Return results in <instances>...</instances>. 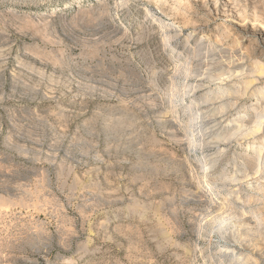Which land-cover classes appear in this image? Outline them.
I'll return each mask as SVG.
<instances>
[{"label": "rangeland", "instance_id": "374dc122", "mask_svg": "<svg viewBox=\"0 0 264 264\" xmlns=\"http://www.w3.org/2000/svg\"><path fill=\"white\" fill-rule=\"evenodd\" d=\"M160 22L185 32L174 49ZM189 36L194 72L231 68L235 101L263 102L229 139L264 152V71L247 61L264 0H0V264H264V170L229 181L244 151L189 149L170 120ZM243 183L254 223L220 206Z\"/></svg>", "mask_w": 264, "mask_h": 264}, {"label": "bare ground", "instance_id": "6f19581e", "mask_svg": "<svg viewBox=\"0 0 264 264\" xmlns=\"http://www.w3.org/2000/svg\"><path fill=\"white\" fill-rule=\"evenodd\" d=\"M159 26L158 32L161 35L162 43L165 47L174 49L173 44L175 43V40L182 38L185 32L177 30L176 32L171 33L170 27L165 26V24L162 22L159 23ZM193 37L194 36L188 37V44L185 47L186 50L189 51V57L187 61H181L179 57L176 58V60H180V62L174 67V75L168 79V86L169 90L171 91L170 101L173 105V110L170 113V120L175 124L176 128L178 129L177 131L182 133V135L180 133L181 138L182 136L184 137L182 143H184V145L189 149L194 147L199 149L201 147L203 152L205 151L204 145H212V143L217 142L219 145L218 155H220V151H222L225 155L232 152L234 149L244 151L238 154V158H236L234 161L236 168H239V170L243 168L241 170L243 173H237L234 171V173L230 175L231 177H229V181L230 179H232V181H236V179H238V175L245 174L248 176L250 173L261 174V172H263L262 170H264V152L262 150L253 151V149L244 148L243 146L237 147L230 141L231 139L229 138L239 136L241 133L244 134L248 123L250 124L253 120L256 122L263 102L261 100L254 99L252 105H250L251 107H244L242 105L244 99H238L235 101V98H237L238 95L241 97V94L244 93H242V91L231 90V83H233L237 77L241 76V74L234 76V72L231 70V68L230 70H226L225 73L218 77L214 74V70H207L204 71V73L194 72L195 62L198 61L199 58L198 55L191 56L194 53V50L193 47L189 45V42H191ZM252 57L253 58H251V60L247 61L250 63L256 62L254 64L257 65L256 67H259L256 71H259V73L263 72L264 65L261 61L264 59V51H261V53H255V55H252ZM177 74H180L181 77H184V84L179 82ZM177 99H181L186 103V109H183L177 105ZM240 112L242 114H240L236 120H232L235 114ZM185 118H187V121L186 124H183V121L181 122L180 119L183 120ZM233 121L237 123L234 130L231 129V124H233ZM255 122H252V124L254 125ZM260 133L261 131L258 130L257 134ZM198 135H203V137H201V143H199L197 140ZM246 136L248 137V135ZM204 138L207 139V141H205ZM246 140L247 139L245 138V141ZM260 142L261 145L259 148H262L263 139H261ZM218 145H216V147H218ZM249 153H252L253 156L249 157ZM192 154L193 152L191 150V158L198 157V154ZM207 160L208 159L205 158L200 162L198 161V167H202V169L205 170V173H210ZM216 165H218V163H216ZM228 185H230V183H228ZM225 191L227 196H224V198L220 199V206H222V208L230 217L238 219L237 221L241 219L243 220L244 218L247 222L259 219L258 215H255L254 217L251 216L253 213L250 211L248 202L249 194L245 192V183L237 188H232V190L225 189ZM218 193L221 195V192ZM210 203L212 202L210 201ZM224 221H226V219H224ZM254 222L255 221H253V223ZM253 223L251 224L253 225ZM260 223H257L258 226L262 224ZM261 227L257 228L260 229L259 232H261ZM229 255L230 254H228V256ZM233 255H235V253H233ZM233 257L235 258V256ZM231 260L233 259L231 258ZM245 260L248 261V259ZM251 263L253 264L252 261L247 262V264ZM221 264H234V261Z\"/></svg>", "mask_w": 264, "mask_h": 264}]
</instances>
